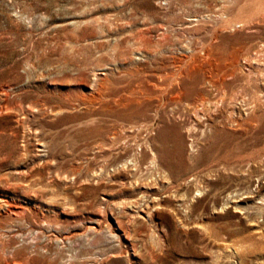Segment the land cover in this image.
<instances>
[{"label": "rangeland", "instance_id": "obj_1", "mask_svg": "<svg viewBox=\"0 0 264 264\" xmlns=\"http://www.w3.org/2000/svg\"><path fill=\"white\" fill-rule=\"evenodd\" d=\"M0 264H264V0H0Z\"/></svg>", "mask_w": 264, "mask_h": 264}, {"label": "bare ground", "instance_id": "obj_2", "mask_svg": "<svg viewBox=\"0 0 264 264\" xmlns=\"http://www.w3.org/2000/svg\"><path fill=\"white\" fill-rule=\"evenodd\" d=\"M217 87H218V86H217ZM200 94H201V93H200ZM201 95H204V94H201ZM201 95H200V98L202 97ZM201 99H203V97H202ZM205 99H206V98H205ZM198 102H199V101H198ZM198 102H197V103H198ZM200 102H201V101H200ZM208 102H209V101H208ZM209 103H210V102H209ZM199 104H200V103H199ZM206 106H207V105H206ZM235 122H236V121H235Z\"/></svg>", "mask_w": 264, "mask_h": 264}]
</instances>
